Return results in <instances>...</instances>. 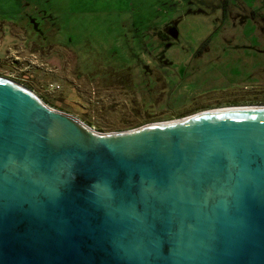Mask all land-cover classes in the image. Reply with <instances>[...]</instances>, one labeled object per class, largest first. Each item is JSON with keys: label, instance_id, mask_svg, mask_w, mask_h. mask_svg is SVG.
Returning a JSON list of instances; mask_svg holds the SVG:
<instances>
[{"label": "water", "instance_id": "water-1", "mask_svg": "<svg viewBox=\"0 0 264 264\" xmlns=\"http://www.w3.org/2000/svg\"><path fill=\"white\" fill-rule=\"evenodd\" d=\"M0 264H264V106L101 133L0 76Z\"/></svg>", "mask_w": 264, "mask_h": 264}, {"label": "rangeland", "instance_id": "rangeland-1", "mask_svg": "<svg viewBox=\"0 0 264 264\" xmlns=\"http://www.w3.org/2000/svg\"><path fill=\"white\" fill-rule=\"evenodd\" d=\"M263 27L264 0H0V76L130 131L261 97Z\"/></svg>", "mask_w": 264, "mask_h": 264}, {"label": "flooded vegetation", "instance_id": "flooded-vegetation-1", "mask_svg": "<svg viewBox=\"0 0 264 264\" xmlns=\"http://www.w3.org/2000/svg\"><path fill=\"white\" fill-rule=\"evenodd\" d=\"M264 28V27H263ZM258 47V50L254 53V57L251 60V64L255 65V70L258 73H254L255 76L259 77L256 85L260 87L263 91L262 96L259 98H244L238 100L235 103H227L226 105L211 107L209 109L225 108V107H250V106H264V38H260L259 42L255 45ZM249 105V106H247Z\"/></svg>", "mask_w": 264, "mask_h": 264}, {"label": "trees", "instance_id": "trees-1", "mask_svg": "<svg viewBox=\"0 0 264 264\" xmlns=\"http://www.w3.org/2000/svg\"><path fill=\"white\" fill-rule=\"evenodd\" d=\"M163 30V29H162ZM159 31V36L161 37V38H163V39H166L167 37H169L167 34H166V31L165 30H163V31H165V32H163V31ZM158 33V32H157Z\"/></svg>", "mask_w": 264, "mask_h": 264}, {"label": "crops", "instance_id": "crops-1", "mask_svg": "<svg viewBox=\"0 0 264 264\" xmlns=\"http://www.w3.org/2000/svg\"><path fill=\"white\" fill-rule=\"evenodd\" d=\"M11 18V17H10ZM12 19V18H11ZM12 21V20H11ZM7 22H10L9 20H7V19H5V20H3V23L5 24V23H7ZM11 24H15V22L13 21Z\"/></svg>", "mask_w": 264, "mask_h": 264}]
</instances>
